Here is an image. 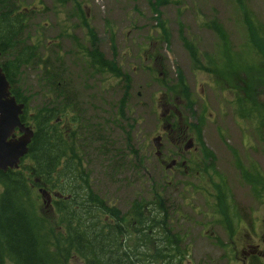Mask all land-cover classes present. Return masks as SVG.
Here are the masks:
<instances>
[{"label":"rangeland","instance_id":"1","mask_svg":"<svg viewBox=\"0 0 264 264\" xmlns=\"http://www.w3.org/2000/svg\"><path fill=\"white\" fill-rule=\"evenodd\" d=\"M76 1L82 13L71 0H18L16 11L27 17L24 34L20 36L24 43H17L16 50L7 58L14 57L24 44L34 45L38 48L36 59L46 60L48 74L56 75L54 82L47 85L40 82L42 63L20 68L16 86L27 99L28 114L53 106L63 108L65 114L57 115L59 120L55 124L61 126L64 122L70 129L79 119L78 124L87 129L86 140L78 145V155L89 173L94 194L126 213L133 201L149 202L154 193H160L161 200L167 198L164 202L170 204L172 225L177 226L174 231L181 233L182 245L188 248L182 264H211V257H215L210 247L212 240L204 230L198 232L205 224L201 217L205 199L192 192L199 181L198 170L195 166L175 172L166 170L175 151V139H161L158 150L153 139L164 136V131L170 134L167 124H175L176 133L188 138L186 145L201 154L192 150L183 153L182 160H205L202 148L217 157L222 155L223 164L218 172L232 186L240 180L236 159L245 164L256 162L258 171L264 174V137L256 133L253 123L235 117L232 103L236 95L229 90L235 89L244 97L246 77L223 88L216 75L202 68L208 61L201 58V67L195 68L182 39L199 54L215 57L221 42L210 24L216 21L227 36L231 53L245 54L242 11L235 0ZM243 2L264 32V0ZM82 16L94 29L98 50L106 59L119 62L130 75L127 106L119 118L117 104L124 96L123 82L110 73L96 72L79 51L86 38L80 24ZM164 30L168 41L163 39ZM162 83L172 86L167 88ZM62 87V95L57 97V90ZM176 89L180 98H169ZM253 99L258 110L264 108V86L255 90ZM179 150L184 151V146ZM156 153L162 159L169 156L168 162L161 166ZM228 171L232 174H226ZM208 173L200 174L207 177ZM164 182L170 183L166 196ZM251 191L246 187L234 190L233 198L245 202L246 209L253 208ZM39 206L44 208L41 199ZM175 207L177 216L173 214ZM259 214L264 216V206ZM44 217L50 219L52 215Z\"/></svg>","mask_w":264,"mask_h":264},{"label":"trees","instance_id":"2","mask_svg":"<svg viewBox=\"0 0 264 264\" xmlns=\"http://www.w3.org/2000/svg\"><path fill=\"white\" fill-rule=\"evenodd\" d=\"M71 1L82 13L80 4ZM235 2L243 13L245 54L231 53L227 36L216 21L210 24L221 42L215 57L199 54L192 44L182 39L195 68L201 67L202 60L208 61L202 68L216 75L223 88L232 87L233 81L246 77L244 97L229 88L236 95L232 103L234 115L253 123L256 133L263 138L264 108L258 110L253 99L255 90L264 86L263 26L245 8L243 0ZM17 3L18 0H0V65L11 95L17 103L25 105L20 120L33 129L34 136L18 170L0 172V264H182L188 248L182 245L184 238L180 232L172 234L177 226L172 225L171 210L164 206L160 193H154L149 202L133 201L128 211L121 213L114 205L97 197L90 187L89 173L78 155V145L86 140L87 127L78 124L79 119L72 129L64 122L56 125L57 115L64 116L65 110L54 106L28 114L30 106L16 86L20 68L42 63L40 82L47 85L54 82L56 75L48 74L46 60L36 59L38 48L34 45L24 44L14 57L7 58L22 41L20 36L27 23L26 15L16 11ZM154 11L158 13L155 8ZM80 24L91 49L79 51L86 53L90 67L102 75L110 73L121 78L125 83V97L117 105L119 118L126 107L130 78L116 62L107 60L98 50V38L83 16ZM163 39L168 41L165 30ZM62 89L57 90V97L62 95ZM173 96H178L177 89L169 98ZM202 150L205 157L212 156L211 151ZM96 151L102 154L100 148ZM261 183L264 189V177ZM37 188L56 192L64 199L51 208L39 209ZM49 214L52 218L44 217ZM173 214H179L178 208L173 209Z\"/></svg>","mask_w":264,"mask_h":264},{"label":"flooded vegetation","instance_id":"3","mask_svg":"<svg viewBox=\"0 0 264 264\" xmlns=\"http://www.w3.org/2000/svg\"><path fill=\"white\" fill-rule=\"evenodd\" d=\"M175 126V124H167L166 130L171 133L167 134L164 131L162 132L164 136H159L160 140L165 138L169 140L170 138L175 139V143L172 146L175 151L172 152L170 163L165 166V169L175 172L176 170L180 171L181 168L195 166L198 170L196 172V177L199 179L196 184L197 191L192 192L197 193L200 198L207 199L204 204V214L201 215L205 220V224L200 227L198 232L202 233L204 230L212 240L213 245L210 247L215 252V257H211V264H264V216L262 214L257 216V212L264 206V189L261 183L264 174L258 171L256 162L249 161V163L245 164L236 159V168L240 180L239 183L232 186L228 178L218 172L223 164L224 157L222 155L217 157L212 152V156L206 157L205 160H182L183 153H188L192 150L195 154H200V152H196L195 148L185 150L188 138L185 135L179 136L176 133L178 130L174 129ZM171 127L173 128L172 130H170ZM202 142L204 141L202 140ZM180 146H184V151L179 150ZM156 155L160 160L161 166L169 160V156H164L162 159L161 154L157 153ZM205 171L209 172L207 177L201 175ZM226 174H232V172L228 171ZM228 183L233 190H230ZM168 185H170L168 182L163 184L165 196L170 193L167 188ZM245 187L252 190L253 208L256 207L254 216L253 208L246 209L245 202L243 203L240 199L233 198L234 190L238 191ZM40 189L37 188L38 194ZM45 191L48 193L47 198L51 207L56 202L64 199L59 194L48 190ZM166 199L163 197V204L171 210L170 204L168 205L164 202ZM188 208L192 207L188 206ZM182 218L185 220V217Z\"/></svg>","mask_w":264,"mask_h":264},{"label":"water","instance_id":"4","mask_svg":"<svg viewBox=\"0 0 264 264\" xmlns=\"http://www.w3.org/2000/svg\"><path fill=\"white\" fill-rule=\"evenodd\" d=\"M24 110L25 105L17 103L11 95L10 85L0 65V172L2 173L19 168L33 139V130L20 120ZM158 143L159 138H154L153 144L157 149L159 148ZM190 148L191 145L185 147L186 150ZM39 193L47 207L49 205L48 193L44 190H40Z\"/></svg>","mask_w":264,"mask_h":264}]
</instances>
